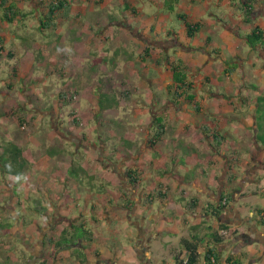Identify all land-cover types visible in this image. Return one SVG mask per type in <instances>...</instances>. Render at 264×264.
I'll list each match as a JSON object with an SVG mask.
<instances>
[{"label":"crops","instance_id":"crops-1","mask_svg":"<svg viewBox=\"0 0 264 264\" xmlns=\"http://www.w3.org/2000/svg\"><path fill=\"white\" fill-rule=\"evenodd\" d=\"M257 97L264 0H0V264H264Z\"/></svg>","mask_w":264,"mask_h":264},{"label":"trees","instance_id":"trees-1","mask_svg":"<svg viewBox=\"0 0 264 264\" xmlns=\"http://www.w3.org/2000/svg\"><path fill=\"white\" fill-rule=\"evenodd\" d=\"M60 4V3H59ZM193 32V29L190 25H187V34L190 36ZM243 39L245 41V43L251 47L255 46L258 43H261L262 41V35L256 31H252L251 33L245 34L243 36ZM173 81L175 82L176 85V93L180 94L183 92V94L190 99L191 95L188 93V89L190 84H187L183 81V78L181 76V72L179 71L178 68H174L173 69ZM180 91V92H179ZM257 103L259 104L260 107H263V118L258 117V121L259 123L262 124V122H264V98L263 97H257ZM152 124L156 127L155 128V137H157L160 133H161V119L158 117H155L152 121ZM263 127V126H262ZM262 127L260 128V133L257 135L256 139L257 141H261L264 143V136L262 132ZM261 139V140H260ZM222 201V199H221ZM219 205L223 206L222 203H219ZM220 228L223 229H227L228 227L224 224L220 225ZM233 233L235 234V230H233ZM72 240H78V239H85V240H90L91 239V233L89 231H87L86 229H84L81 226H75L74 228V232L71 235ZM221 236L220 238L218 237V239L216 237H214L215 242H219L221 240ZM66 236L64 237V235H61L60 240L58 241L59 243L61 242V240H66ZM70 239V237L68 238ZM70 241V240H69ZM68 243H73V242H69ZM201 242H199V239L195 236L191 237V238H181L180 242H179V249H177V251H175V255H174V264H198L200 259L202 258L204 261H209L211 260V257L214 256L213 251L211 250V248L209 249H205L203 254L198 252V246Z\"/></svg>","mask_w":264,"mask_h":264},{"label":"built area","instance_id":"built-area-1","mask_svg":"<svg viewBox=\"0 0 264 264\" xmlns=\"http://www.w3.org/2000/svg\"><path fill=\"white\" fill-rule=\"evenodd\" d=\"M71 96L73 99H76L77 94L74 91H71ZM233 230L234 229L231 227H228L227 229L219 228L218 229V235H220L222 237H230L234 234Z\"/></svg>","mask_w":264,"mask_h":264},{"label":"rangeland","instance_id":"rangeland-1","mask_svg":"<svg viewBox=\"0 0 264 264\" xmlns=\"http://www.w3.org/2000/svg\"><path fill=\"white\" fill-rule=\"evenodd\" d=\"M173 21H177V20H173ZM244 44H242L241 45V48L243 49L244 48ZM263 107H260L259 106V108H257V111H259V112H261V113H259V115H258V117H260L261 116V118H263V109H262ZM262 132L261 133H263V136H264V122H262ZM261 140V139H260ZM186 175H188V176H192L193 175V173L192 172H189L188 174H186ZM175 201H176V199H175ZM190 231H192V229L190 230ZM189 231V232H190ZM199 239V238H198ZM199 242H201V239H199ZM176 251H177V249H176Z\"/></svg>","mask_w":264,"mask_h":264},{"label":"flooded vegetation","instance_id":"flooded-vegetation-1","mask_svg":"<svg viewBox=\"0 0 264 264\" xmlns=\"http://www.w3.org/2000/svg\"><path fill=\"white\" fill-rule=\"evenodd\" d=\"M233 235H234V234H233ZM233 235H232V236H233ZM232 236H230V237H232Z\"/></svg>","mask_w":264,"mask_h":264}]
</instances>
